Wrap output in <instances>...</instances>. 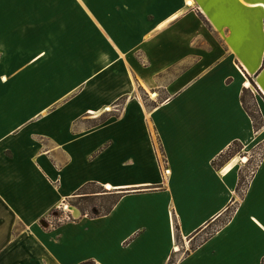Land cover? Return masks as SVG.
<instances>
[{
	"label": "crops",
	"instance_id": "1",
	"mask_svg": "<svg viewBox=\"0 0 264 264\" xmlns=\"http://www.w3.org/2000/svg\"><path fill=\"white\" fill-rule=\"evenodd\" d=\"M0 53L31 55V69L41 62L61 73L55 87L76 90L44 114L33 105L47 91L29 81L18 94L0 77V264H264V155L237 190L242 156L264 145V0H0ZM110 57L127 61L110 86L65 76L97 74ZM252 88L258 131L241 100ZM122 97L119 115L91 113ZM89 185L118 196L110 211L44 222L101 194L79 193Z\"/></svg>",
	"mask_w": 264,
	"mask_h": 264
},
{
	"label": "rangeland",
	"instance_id": "2",
	"mask_svg": "<svg viewBox=\"0 0 264 264\" xmlns=\"http://www.w3.org/2000/svg\"><path fill=\"white\" fill-rule=\"evenodd\" d=\"M101 47L105 51H113V50L115 51V48H116L114 47V44L108 41H105L104 43L101 42ZM31 57H32L31 55H26V54L13 55V54H1L0 53V58H1L0 61L2 62L1 63L2 66H0V77L3 75H6L9 78H11L13 82H16V85H17L16 89H17L18 94L26 92V90L28 89H26L27 87L25 88V86H27V83L29 81H32L31 89L34 91L33 93L34 94L44 93L47 91L48 96L47 95H43V96L45 99L50 100L48 104L46 103L47 102L46 100L45 101L38 100L33 105L34 107L33 110L39 109V111L44 114L55 112L58 105L63 100H67L70 97H72V93H74L76 90L73 89V87L72 88L71 87L70 88L55 87L57 86L56 84L58 83V80L60 79L59 74L61 73L48 72L47 70L44 71V70L39 69L38 67L42 65L41 62H38V64L35 65V68L31 69V67H29V64H28V60L31 61L32 59ZM38 61H40V59ZM126 62L127 61L125 59L119 58V57H115V58L110 57L106 59L100 58L99 59V70L97 74L87 75L83 73H72V74H65V76H67L68 80H75V81L80 80V79L90 80L91 78H96L97 82L106 83L107 80L109 81L111 80V82L108 83L109 85L113 83L114 79L116 80L118 79L119 81L123 79V75H124L123 73H125L124 71L127 70ZM46 83H47V86L44 87ZM41 88L43 90L41 92H38ZM251 90L249 91V94H252L259 98L257 90H255V88H252ZM151 92L149 90V93L143 94V92L137 89L136 91L134 90L132 93H133V96L135 97L141 96L144 99V101H146V103H149L150 98H153L151 95ZM249 94L247 95V97L249 96ZM250 98L251 97H248V100H250L249 105L253 109L254 105ZM125 100H126V97H122L118 101H115L114 103H112L111 106L105 107V109L103 108V110L101 111L100 110L91 111V113H93V115L95 116L99 115L100 120L105 119L108 115H111V114L119 115L122 110V106ZM73 107L75 106L70 105V106L62 107L56 116L53 115L49 119V121L42 122L41 124L42 128L47 126L48 130H51V131L55 130L59 126L57 125L59 121L57 120V117L61 119L62 116L65 117V116L71 115L74 112ZM90 119L91 118H89V116H86L82 120L84 121L82 123H85L86 125H90L94 123V121ZM76 126L77 124L75 123L74 127L76 128ZM222 161L223 160L221 159L217 163H220ZM107 189L108 188H105V187L101 188L99 186L89 185L84 191L80 193L84 194V192H92V191L98 190L101 192V194H95V195H90V196L83 195V196L71 198L70 200H67L68 202H64L65 206H60L52 210L44 218V222L48 223L49 225L50 224L57 225L60 223L73 221L78 217L76 215L79 214V211L84 214H89V215H93L96 213L97 214L104 213L111 207V203L114 199V195L102 194V193H105ZM70 206H73V208L70 209ZM219 226H221L220 222L219 223L217 222V224L214 223L212 226H210L206 231L201 233L194 240V244H197L199 241L203 240L208 235L212 234ZM88 264H94V263H88Z\"/></svg>",
	"mask_w": 264,
	"mask_h": 264
},
{
	"label": "trees",
	"instance_id": "3",
	"mask_svg": "<svg viewBox=\"0 0 264 264\" xmlns=\"http://www.w3.org/2000/svg\"><path fill=\"white\" fill-rule=\"evenodd\" d=\"M248 94H249V91L245 90L243 92V94H242L241 100H242V103H243V105L245 107V110L247 111V113L250 115V117L252 118V120L254 122L255 130L258 131L261 127H263V119H262V116H261V114H260V112L258 110L259 108H258V105H257V103L255 101L254 95H252V94H249L248 97H251L250 99L252 100L254 108L252 109V107H250V105H249L250 100H248V97H247ZM229 157H230V153L227 154V156L225 158H223V157H222L223 159L221 158L223 160L222 162H220V163H216L215 162V165H217V166H219L220 164L222 165L225 161L228 160ZM247 179H248V174H246V173L245 174H241V178L239 179V184H238V187H237L238 193L240 195H243V193L245 192V189H246V187L248 185V180ZM86 188L87 187H84L81 190V192L84 191ZM86 193H88V192H84V194H86ZM80 194H83V193H80ZM117 199H118V196H116V197L114 196V199H113V201L111 203V207L107 211H105L104 213H106V212H108V211H110L112 209V207H113L114 203H116ZM233 212H234L233 209H228L227 210V212L225 214L224 221L222 222V224L227 223L231 219V216H232ZM84 215H86V214H84ZM87 215H89V214H87ZM93 215H95V214H93ZM97 215H99V214H97ZM89 216H91V215H89ZM169 264H175V260L171 259Z\"/></svg>",
	"mask_w": 264,
	"mask_h": 264
},
{
	"label": "built area",
	"instance_id": "4",
	"mask_svg": "<svg viewBox=\"0 0 264 264\" xmlns=\"http://www.w3.org/2000/svg\"><path fill=\"white\" fill-rule=\"evenodd\" d=\"M264 155V145L259 147L255 153H245L242 158L240 163L242 164V166L244 168L247 169L248 171V179L249 180L252 175L255 173L259 163L261 162L262 158ZM166 172H168V170H166ZM70 218V217H69ZM181 246L177 245L176 247H174V252H179L181 250Z\"/></svg>",
	"mask_w": 264,
	"mask_h": 264
},
{
	"label": "bare ground",
	"instance_id": "5",
	"mask_svg": "<svg viewBox=\"0 0 264 264\" xmlns=\"http://www.w3.org/2000/svg\"><path fill=\"white\" fill-rule=\"evenodd\" d=\"M5 79V78H4ZM250 85V83L249 82H247V86H249ZM151 92V91H150ZM151 95H152V97H153V99H155L156 98V96H157V94H155V93H153V92H151ZM107 110V109H106ZM110 188V187H109Z\"/></svg>",
	"mask_w": 264,
	"mask_h": 264
},
{
	"label": "water",
	"instance_id": "6",
	"mask_svg": "<svg viewBox=\"0 0 264 264\" xmlns=\"http://www.w3.org/2000/svg\"><path fill=\"white\" fill-rule=\"evenodd\" d=\"M73 208V206H70V209H72Z\"/></svg>",
	"mask_w": 264,
	"mask_h": 264
}]
</instances>
